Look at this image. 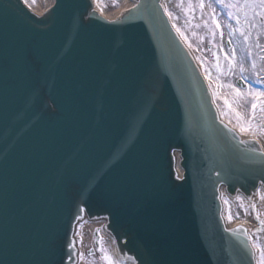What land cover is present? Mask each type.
Returning <instances> with one entry per match:
<instances>
[{"label": "water", "instance_id": "95a60500", "mask_svg": "<svg viewBox=\"0 0 264 264\" xmlns=\"http://www.w3.org/2000/svg\"><path fill=\"white\" fill-rule=\"evenodd\" d=\"M54 1L37 16L0 0V264H72L83 213L105 216L136 264H254L218 186L248 198L264 152L217 119L159 0L112 21L91 0ZM57 169L66 196L43 202Z\"/></svg>", "mask_w": 264, "mask_h": 264}, {"label": "rangeland", "instance_id": "374dc122", "mask_svg": "<svg viewBox=\"0 0 264 264\" xmlns=\"http://www.w3.org/2000/svg\"><path fill=\"white\" fill-rule=\"evenodd\" d=\"M24 1L31 7H36L38 2V0ZM200 2L201 0H166L167 12L176 29H180V35L183 33L182 38L200 65L219 113L240 129L235 113L240 112L245 121L251 118L253 97L248 95L237 97L233 89L239 88L242 93H247L250 89L264 91V18H255L256 27L251 29L249 40L245 42L240 32L232 31L237 27L235 8L225 7L221 3H217L216 0H203L204 7L201 8ZM228 3L239 4L243 3V0H224L225 5ZM98 4L106 16H111L119 8V0H98ZM209 5L212 7L209 8ZM229 11L234 13L232 18L228 16ZM213 15L220 24L219 29L216 28L211 19ZM240 16L243 23V14L240 13ZM245 32L247 33V29ZM225 40L230 41L228 47L224 44ZM207 44H210L209 49ZM233 50L235 62L230 69L228 59L232 57ZM253 63L255 67H253ZM217 64H219V68H217ZM241 65L244 69L243 72L240 70ZM238 78L244 83L243 87L236 84ZM227 85L233 87H227ZM213 92H216L217 95L214 96ZM225 100L229 102L230 107L225 104ZM253 124H264V113L260 112L259 104ZM243 132L253 133L264 141V131L253 128ZM231 198L234 199V204L231 205L230 210L231 216L246 219L251 226L252 242L264 246V225L259 222L264 220V203L258 210L252 201L243 204L239 200H235L234 197ZM241 204L243 207H240ZM253 204L255 210L251 207ZM257 214H259V220L256 219ZM228 215L229 213L227 217ZM83 245L86 260L82 264H109L108 261L102 259L104 253L101 252V247L106 250L108 256L109 253L101 238L98 237L97 250L90 255H86V253L93 245V237L91 236L87 241H84ZM257 252L259 261L260 250L258 248Z\"/></svg>", "mask_w": 264, "mask_h": 264}, {"label": "bare ground", "instance_id": "6f19581e", "mask_svg": "<svg viewBox=\"0 0 264 264\" xmlns=\"http://www.w3.org/2000/svg\"><path fill=\"white\" fill-rule=\"evenodd\" d=\"M24 4H26L30 10H32L37 15L41 14L46 8L52 5L53 0H38L36 3V7H31L23 0ZM93 3V9L98 12V14L104 16L108 20H114L116 16H118L122 11L128 10L135 6V3L133 0H119V8L112 14L111 16H106L102 13L100 6L98 4V0H92ZM160 3L162 7L167 10L166 0H160ZM221 118L229 125L231 126L242 139L246 138H254L264 151V141H262L258 136H256L253 133H246L241 131L236 125L232 124L228 120H226L221 114ZM178 172L179 169H178ZM220 191V199L222 204V216L225 221L226 227L231 228L235 225H243L249 236H251V226L247 223L246 219L238 218V217H232V219H228L227 214H230L231 205L234 204V199L228 197L224 191L222 186L219 188ZM239 197V199H237ZM235 200H239L243 204H248V201H252L255 203L256 208L258 210L261 209L262 204L264 203V187H258L256 193L251 197L250 200H246L242 197V195L237 194L235 197ZM227 201V203H225ZM229 216V215H228ZM106 222L105 217L100 218H94V219H88L85 215H83L82 220H76L74 233H73V241L75 243L76 252H77V263L76 264H82L85 260L83 251H84V245L83 242L87 241L91 236H94V233L99 236V238L102 239L103 245L107 247V251L109 253V256L112 260L113 264H134V261L132 258H125L121 259L115 252L114 249V240L113 237L107 233L104 230V224Z\"/></svg>", "mask_w": 264, "mask_h": 264}, {"label": "snow or ice", "instance_id": "6c2138e0", "mask_svg": "<svg viewBox=\"0 0 264 264\" xmlns=\"http://www.w3.org/2000/svg\"><path fill=\"white\" fill-rule=\"evenodd\" d=\"M216 2L221 3L222 5L230 8V9L231 8L236 9L235 21H236L237 27L232 29V31L233 32H240L241 36H243L244 41L247 42L249 40V37L251 34V29L256 27L255 18L256 17L264 18V0H243V3H239V4L228 3L226 5L224 4V0H216ZM199 6L201 8L204 7L203 0H201ZM211 7L212 6L209 5V8H211ZM240 13L243 14V23L241 20ZM228 16L230 18H232L234 16V13L232 11H229ZM211 19H212L213 23L215 24L216 28L219 29L220 24L216 20L215 15H213L211 17ZM173 27L174 28L176 27L175 24L173 25ZM229 27L231 28V25H229ZM245 29H247V33L245 32ZM176 30L178 32H180L179 28H177ZM181 35L183 36V33H181ZM257 47H259V45H257ZM250 54L251 53L249 52V55ZM234 62H235V52L233 50L232 57L228 59L230 69H231V67L234 66ZM219 67H220L219 64H217V68H219ZM253 67H255L254 63H253ZM240 70H241V72L244 71L242 65H241ZM227 87H233V86L227 85ZM233 90H234L237 97L244 96V95H248V96L253 97V102L251 104V109H252L251 118H249L247 121H245L240 112L235 113L236 119H237L238 124L240 125L241 131H249V130H252L253 128H257L260 131H264V124H260V125H254L253 124V119L255 118V112H256V109L258 107V104L260 105V112L264 113V99H259V98H264V91H258V90L250 89L247 93H242L239 88H234ZM213 95L215 96V95H217V93L213 92ZM225 104L228 105L229 107L231 106L227 100H225ZM237 199H239V197ZM225 203H227V201H225ZM240 207H243V205L241 204ZM251 207L253 210H255L254 204L251 205ZM228 219H232L231 214H229ZM256 219L259 220V214H257ZM259 222L261 225H264V220H260ZM245 234L247 235L246 231H245ZM248 240L250 241L249 246L252 249L258 248L260 250V256H259L258 264H264V246H261L257 242H252L251 236H248ZM100 250L102 253H104V256L102 257V259L107 260L109 262V264H112L111 258L107 255L106 250L103 247H101ZM253 255H255V253H253Z\"/></svg>", "mask_w": 264, "mask_h": 264}, {"label": "flooded vegetation", "instance_id": "af4514ba", "mask_svg": "<svg viewBox=\"0 0 264 264\" xmlns=\"http://www.w3.org/2000/svg\"><path fill=\"white\" fill-rule=\"evenodd\" d=\"M99 260H100V257H99Z\"/></svg>", "mask_w": 264, "mask_h": 264}]
</instances>
